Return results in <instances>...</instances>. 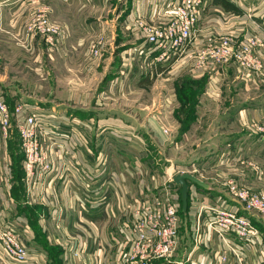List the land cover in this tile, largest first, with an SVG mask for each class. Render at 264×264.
Here are the masks:
<instances>
[{
	"label": "crops",
	"instance_id": "1",
	"mask_svg": "<svg viewBox=\"0 0 264 264\" xmlns=\"http://www.w3.org/2000/svg\"><path fill=\"white\" fill-rule=\"evenodd\" d=\"M41 1L45 4L50 3V20H55V22L59 23L60 27H64L69 32V36H72V41L75 39L78 41L82 40L76 32L79 34L84 32L87 34V37H94V35L97 34V36H103L105 34L104 37H107L111 42H119L118 45L120 46L118 47H126L125 49L130 47L128 43L130 40L128 36L124 37L121 34L123 33L121 32V28H129L127 24L136 17L147 20L151 14L150 7L152 2V0H132L128 17L119 25H117L113 19L106 18L103 20L96 16L93 17V19H90L89 16H85L81 19L83 21L80 25H76L77 22H75V20L80 13L84 11L83 9H86L87 13L94 12L89 4L80 9L78 1L74 2L75 0H70V3H66L65 0ZM217 1L204 0L201 20L197 26L198 29L201 30L197 42L195 43L196 48L204 46L205 41L208 39L218 38L220 35L224 34L235 35L238 39L246 36H257L264 39V0H246V2H244V0H242V2L241 0H235L236 2L230 1L231 6L234 7L236 11L229 5L228 8L220 3V5H218ZM31 2H33V0H0V27L6 28L8 30L7 33L10 34L20 23H25L29 16V12L33 8ZM249 2H256L258 6H249ZM132 25L133 23L130 26L131 29ZM132 35L133 38L137 39L133 33ZM140 43L141 40L137 39V41L133 43L134 45H131L127 54L130 55L131 51L138 47ZM197 63V59L191 56H186L179 60L171 67L172 73L176 75L173 81H177L185 76L198 82L201 81L203 87L201 101L199 102L204 103L203 109L205 107L209 108L206 106L205 101H211L212 99L216 104L230 102L235 110L226 116L223 115V117H220L219 120L215 122L213 131L207 133L208 137L204 140L203 146L199 148V152L204 153L201 160H204L205 157V163L197 166L191 164V170L195 171L194 174L208 185V190H203L196 185H191L189 187V196H191V198L196 195L195 191L201 196L199 202L191 204L190 211L187 213V217L192 224L189 223L188 227L185 228L184 226H179L178 245L173 257L166 261H152L150 264H217L215 261L216 254L222 252L225 246L218 240L216 234L209 232L208 238L210 243L207 246H204V244L202 246L195 245L193 242L192 235L194 223L199 208L212 206L228 211H237V203L229 196L222 183L223 179L226 178L229 173L241 184L254 187V189L264 187V138L259 141L250 128V124L253 121H259L264 126V79H245L240 75L237 67L232 63L219 67H209L207 64L206 69L203 70L197 68ZM126 65L129 64L126 63ZM159 69L160 68L154 69L155 73H157ZM117 72L118 74H127V72L129 74L131 68L124 69L119 65ZM117 72H115L114 75H116ZM158 77H160V74H158ZM110 85L109 90L112 88ZM167 90H172L173 93L172 91L167 92V97L163 98L162 101L161 97L158 99L157 108L150 118L146 117V113L144 112L141 113V119H139L140 116L136 118L132 115L129 116L130 119H128V114L124 112L114 117L112 116L113 113L111 110L104 108V114L96 120L98 128L103 127V130L94 133L95 135L92 136L97 142L103 141L101 152L93 147L91 148V154L83 151L82 161L85 162V171H89L95 164L96 155L98 153L104 154L106 159L105 167L101 168L102 172L97 175V177L95 176V182L99 181L97 179L111 177L113 186L109 189L107 199L93 210L81 211L73 203L75 212H64L62 214V219L60 217L57 223H54L52 221L53 219L51 220L48 218L47 213H44V215L47 214V216L44 217L45 223L40 221V218H38L41 216L40 214L37 213L36 216L33 212L31 214L28 213V210L30 209L32 211L33 208L30 207L28 209L30 205L27 206L26 203H31L26 201V197L24 196L26 185L24 184L21 152L19 151V156L17 149L6 147L1 151L0 174L7 172L8 178L4 175H0V179L2 180V182L0 180V204L10 205V208L7 210L9 219H20L24 222L23 226L27 228L25 233L26 244L30 249L43 254L45 258L44 264H118V259H123V255L129 252L128 246L124 247L123 250L120 249V242L122 239L119 237L118 229L125 219L120 210L122 204L119 193L125 192L127 197L128 189L130 198H140L144 192L150 194V188H161V191L168 181L167 177L172 179L176 173L180 172L178 168L172 166L173 162L174 164H185L190 162H184L180 158H176L179 159V161H175L176 159L174 158H169V167L163 170L158 163L159 159L150 157L147 153L149 147L152 145L155 151L162 154L160 150L164 145L163 142L166 138L164 136L168 134L171 137L178 134L179 136L181 135L183 139L192 138V131L186 130V127L182 126L180 130H177L178 122L174 119V114H172L173 110H171V104L175 102L176 96L174 86ZM230 90H232V93L237 92L241 95H245L246 99H243L244 101H236L234 98L222 99L225 93ZM21 101L45 108H58L56 104L50 105V103H43V101L37 99L27 98L24 100L21 99ZM197 109L198 112H201L199 104ZM119 112L121 111L119 110ZM155 112H157V114L154 115ZM77 118L80 120L86 119ZM144 118L149 119L146 121ZM160 119H162V121ZM211 123H209V125ZM138 128L139 131H137ZM165 130L167 131V135L164 134ZM157 139L159 142H157ZM148 142H150V146L147 145ZM179 146L181 145L176 142L174 143V148H179ZM167 147L170 148L171 145L168 143ZM212 155H216L215 157L232 155L237 159L240 158V162L233 168H230L231 170L226 169L221 163L214 166L207 165L209 164V160L216 159L214 157L207 158ZM139 163L142 166H147V168L149 165L155 167V169H152L154 173H151L148 179L149 181L140 177L137 173L135 167H140ZM189 169L190 168L185 170L190 171ZM216 170L219 171V173ZM214 171L217 173L215 174L216 178L214 181L204 177L205 174L214 173ZM18 179H20L22 184L21 187ZM63 193L64 192H62L61 195L65 196ZM152 193L156 192L152 191ZM37 206L40 207L44 205ZM239 214L248 216L253 225L258 229L260 234L259 249L263 253L264 213L247 214L239 210ZM40 225L45 226L47 233L41 230ZM51 234L55 236L59 234L63 239H68L73 235L77 236L78 239L75 237L73 242H83L80 244L83 248L81 255L79 257H74L76 245L72 242L67 241L66 246L47 242L46 235ZM227 236L234 242L239 243L232 235ZM248 252L250 256L245 261V264H255L256 257L254 253L249 251V249ZM229 256L231 257L232 255ZM225 264H236V260L233 258V260L231 259Z\"/></svg>",
	"mask_w": 264,
	"mask_h": 264
},
{
	"label": "built area",
	"instance_id": "2",
	"mask_svg": "<svg viewBox=\"0 0 264 264\" xmlns=\"http://www.w3.org/2000/svg\"><path fill=\"white\" fill-rule=\"evenodd\" d=\"M204 0H152L149 18H136L133 34L141 43L133 49L130 57L140 56L156 69L172 67L186 56L195 57L197 68L206 69L208 64L222 66L234 64L245 79H264V39L246 36L238 39L235 35H220L210 38L205 45L196 48L198 23L201 20ZM158 21L155 23V21ZM26 42L40 39L47 48L56 47L65 38L64 30L50 22L47 8L35 5L22 28ZM170 67V68H171ZM87 120L72 116H60L54 110L16 100L12 107L0 95V140L5 144L15 129L22 153L24 184L29 203L39 195L40 204L56 200L54 186H63L81 211L93 210L102 204L113 186L112 178H101L95 182L105 167L103 155L98 153L95 164L85 171L83 151L91 154L92 127ZM258 140L264 138V126L259 121L250 124ZM93 137V136H92ZM224 167L237 165L240 158L231 155L223 159ZM136 171L141 172L139 167ZM180 171L176 174L195 171ZM197 177V176H196ZM173 178V177H172ZM235 178L223 183L226 192L237 203V211L218 207H200L194 226V244L209 245V232L216 234L224 244V250L216 254L217 264H225L227 253L236 264H245L249 251L256 261H263L259 249L260 234L248 216L239 214L264 213V192L242 186ZM172 180V179H171ZM49 195H44L49 191ZM53 193V194H52ZM120 194L124 222L119 227L122 237L120 249L128 246L129 252L118 259V264H150L152 261H166L173 257L178 245L179 200L165 188L155 193H144L140 198L128 200L126 193ZM52 195L55 196L53 199ZM0 212V261L2 264H44L42 253L28 247L23 236L27 228L20 219H9ZM232 235L239 243L231 240ZM83 251L77 244L74 257ZM255 261V263H256Z\"/></svg>",
	"mask_w": 264,
	"mask_h": 264
},
{
	"label": "rangeland",
	"instance_id": "3",
	"mask_svg": "<svg viewBox=\"0 0 264 264\" xmlns=\"http://www.w3.org/2000/svg\"><path fill=\"white\" fill-rule=\"evenodd\" d=\"M77 1L80 5V9H82L84 6H88L89 4L94 12L87 13V10L83 9L84 11H82L75 20V22H77L76 25H80V23L83 21L81 19L85 16H89L90 19H93L95 16L97 18L100 17L103 20L110 18L113 19L117 25H119L121 22H124L126 17H128L132 3V0H75L74 2ZM230 1L235 0H218L217 3L218 5L222 4L226 8H228L229 5L234 11H236V9L231 6ZM65 2L70 3V0H65ZM244 2H246V0H244ZM31 4L32 6H45L47 8L48 16L50 17V3L45 4L41 0H33ZM251 5L258 6L256 2H251L249 6ZM133 20L127 24L129 25V28L126 29L122 27V31L120 30L123 32L121 34L124 37L128 36L130 40V42H128L130 47L131 45H134L133 43H135V41H137V39L133 38V31H131L130 28ZM50 22L59 26V23L55 22V20H50ZM157 22L158 21L156 20L155 23ZM22 23L14 28L10 34L7 33L8 30L6 28L2 26L0 27V95H2L7 100L9 107H12L15 100H24L27 98L37 99L43 101V103H50V105L56 104L58 106L56 109L51 107H40L54 110L60 116H81V119L86 118L84 120H88L92 124V135L94 136V133H98L103 130V127L98 128V123L96 120L104 114V108L111 110L113 113L112 116L114 117H117L119 114H123L124 112L128 114V119H130L129 116L131 115L136 118H139L140 116L139 119H141V113L144 112L146 113L145 116L150 118L157 108L158 99L161 97L162 101L163 98H166V93L172 91L167 89L174 86L176 96L175 102L171 104V110H173L172 114H174V119L178 122L177 130H180L182 126L186 127V130L192 131V138L183 139V137H181V135L179 136L178 134H175L173 137H171L169 134L167 135V131L165 130L164 134L167 136H164L166 138L164 139V145L160 150L162 151V154H159L157 151H155V149H153L154 146H152L150 142L147 143V145H151L147 153L150 155V157L159 159L158 163L163 170L169 167V158H180L184 162L190 161L185 164H174L173 162L172 166H174V168H178L179 171H185V169L188 168L191 169V164L197 166L205 163V157L204 160H201V158L204 156V153H200L199 148L203 146L204 140L208 137L207 133H211L215 128V122L219 120L220 117H223V115L226 116L235 110L233 105L231 106L230 102H226L225 104H216L214 100L211 99L210 101L207 100L209 99L207 98L205 104L209 108L205 107L203 109L204 103L199 102L201 101L203 87V83H201V81H195L190 77L188 78V76H185L177 81H173L176 75L172 73L170 68L171 66L169 68L162 67L157 71V73H155L154 68L148 64V61L144 60L140 56L130 57L129 54H127L128 50H130V47L127 49H125L126 47H118L120 46L118 45L119 42H111L107 37H104V33L103 36H97V34L94 35V37H87V34L84 32L80 34L76 32V34L81 37L82 40L78 41L75 39L72 41V36H69V32L64 27H61L65 32L66 39L64 38V40H61L56 47L49 49L40 39H36L32 43L26 42L24 33L22 31L24 23ZM200 30L201 29H199V32ZM126 63L129 65H126ZM119 65L124 69L131 68V72H129V74L128 72L127 74H118L119 71L117 72V68ZM115 72H117L116 75H114ZM158 74H160V77H158ZM109 85L112 86L110 90ZM231 91L232 90L226 92L224 98L222 97V99L226 100L227 98H234L236 101H244L243 99H246L245 95H241L237 92L232 93ZM198 104L201 107V112H198ZM119 110L121 112H119ZM155 114H157V112H155L154 115ZM149 118H144V120L147 121ZM160 120L162 121V119ZM209 123L211 124L209 125ZM137 131H139V128ZM90 139L91 148L93 147L94 149L101 152L103 141H100L101 143L97 142L92 136ZM157 142H159L158 139ZM175 142L181 146H179V148H174ZM168 143L171 145L170 148L167 147ZM5 147L20 150L19 139L15 129L12 130L11 136L8 138L5 144L1 143L0 140V153ZM215 156L216 155L207 157L216 158L214 160H209V164L207 165L214 166L220 162L221 157ZM225 158L229 159L230 164L232 163L230 155L225 156ZM102 159L105 163L106 159L104 154ZM175 161H179V159H176ZM152 167L153 165H149L147 168V166L145 167L144 165L142 166L140 164L139 168L141 169V172L137 173L140 175V177L149 181L148 179L150 178L151 173H154L152 169H155V167ZM230 168H232V166H229L226 169ZM216 171H214V173H207L204 175V177L214 181L216 178L215 174H217L215 173ZM217 172L219 173V171ZM0 175H4L6 178H8L7 172H4ZM232 176L233 175L229 173L227 177L223 179L222 183H224L227 178H233ZM167 179L168 181L165 187L169 191V195L179 200V226H184V228L188 227L189 223L192 224L191 221H189L187 216L183 218L180 214V212H182L180 196L181 189L179 186L175 185L171 179L168 177ZM18 180L21 187L22 184L20 179ZM191 185L194 184L190 183L189 187ZM241 185L254 191L264 192V187L254 189V187L248 185ZM160 189L161 188H150L149 190L151 193L154 191L156 192L155 194H158ZM24 190V196L26 197V201H28L27 189ZM51 190H55L54 195L56 196V200H53L49 204H40L41 201H39V195H34L33 199H35V202H31V204L26 203L27 206L30 205L28 206V209L30 207L33 208L32 211L29 209L28 213L31 214L33 212L36 216L37 213L40 214L41 216L38 218H40L39 220L44 223V217L47 216V214L48 218L51 220L53 219L52 221L57 223L60 217L62 219V214L64 212L74 213L75 208L73 203L75 205L77 204L74 202L67 190L63 188V186L58 184V186H54ZM62 192H64L63 195L65 196L61 195ZM195 192L196 195L191 198V196H189L190 192L188 189V208L186 215L190 211L191 204L199 202V199L201 198L200 194L197 191ZM50 193V190L45 191L44 195H49ZM127 193L128 200L138 198H130L128 189ZM54 195H52L53 199L55 198ZM37 205L44 206L39 207ZM9 206L0 204L1 214L4 213L6 215L5 212L10 208ZM120 210L122 211V205ZM44 213L47 214L44 215ZM40 228L43 232L47 233L44 225H40ZM194 233L195 230H193L192 235L193 242ZM58 235H46L47 242L65 246L67 241L72 242L76 246L78 243H83L80 241L73 242L75 237L78 239V237L75 235L70 236L68 239H63L61 235ZM23 239L25 240V236H23ZM262 254L263 261H256L255 264H264V252ZM229 255L230 254L228 252L226 263L231 259L233 260L232 256L230 257ZM249 256L250 254L247 255L245 261ZM0 264H2L1 261Z\"/></svg>",
	"mask_w": 264,
	"mask_h": 264
},
{
	"label": "water",
	"instance_id": "4",
	"mask_svg": "<svg viewBox=\"0 0 264 264\" xmlns=\"http://www.w3.org/2000/svg\"><path fill=\"white\" fill-rule=\"evenodd\" d=\"M172 182L175 185L179 186L181 189L180 196H181L182 212L184 214L187 212V208H188L189 184L191 183V184H194L203 190H208V185L205 182H203L198 177H196L190 173L176 174L172 178Z\"/></svg>",
	"mask_w": 264,
	"mask_h": 264
},
{
	"label": "trees",
	"instance_id": "5",
	"mask_svg": "<svg viewBox=\"0 0 264 264\" xmlns=\"http://www.w3.org/2000/svg\"><path fill=\"white\" fill-rule=\"evenodd\" d=\"M80 118V117H79ZM19 151L20 150H17V152H18V155L20 156V153H19ZM22 154V153H21ZM180 214H181V217H183V218H185L187 215H186V213L185 214H183L182 212H180Z\"/></svg>",
	"mask_w": 264,
	"mask_h": 264
}]
</instances>
